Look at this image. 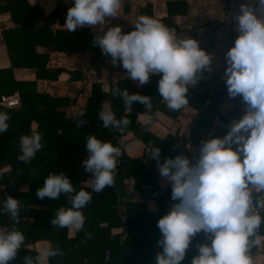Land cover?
Returning a JSON list of instances; mask_svg holds the SVG:
<instances>
[{"label": "clouds", "instance_id": "1", "mask_svg": "<svg viewBox=\"0 0 264 264\" xmlns=\"http://www.w3.org/2000/svg\"><path fill=\"white\" fill-rule=\"evenodd\" d=\"M121 0H74L65 20L67 32L82 27H99L93 43L113 65L126 70L127 77L139 86L158 75L157 91L170 111H179L189 103L188 90L211 70L212 55L190 36L178 38L176 30L162 21L140 16L134 29L127 33L117 26L108 27L106 18L118 16ZM234 44L225 53L223 78L230 98L241 97L245 111L241 118L228 126L225 135L213 136L199 145L193 158L178 153L160 161L161 147L153 145L149 156L157 163L159 174L171 184L169 210L157 221L160 238L154 257L155 264H181L190 243L203 232L205 242L198 243V254L191 264H253L252 250L262 244L264 225V0H242L235 14ZM111 96L122 99L126 108L134 102L153 112L148 95L130 94L127 89L113 86ZM81 110L73 115L76 127L86 120ZM104 128L123 133L131 121L117 118L111 104L97 114ZM10 116L0 112V133L10 127ZM151 117L144 121L150 126ZM42 134L19 137L17 159L30 163L43 148ZM87 156L83 170L93 177L91 188L99 193L114 186L120 149L110 141L89 134L85 143ZM195 152V150H193ZM61 194L68 198V207L61 206L51 221L55 228L80 231L84 227L82 212L92 200L84 189L78 192L69 177L50 172L36 190L39 199L57 200ZM13 221V226L0 231V264L15 261L25 242L24 233L15 225L20 223V201L8 195L0 209ZM90 238L91 233H86ZM63 252L51 244L42 246L35 256L25 255L23 264H46Z\"/></svg>", "mask_w": 264, "mask_h": 264}, {"label": "trees", "instance_id": "2", "mask_svg": "<svg viewBox=\"0 0 264 264\" xmlns=\"http://www.w3.org/2000/svg\"><path fill=\"white\" fill-rule=\"evenodd\" d=\"M1 1L9 13V19L16 26L3 32L10 66L0 69V95L17 92L20 104L15 108L0 105V112L10 116L9 129L0 133V209L8 195L19 199L20 223L15 227L25 235V242L16 260L10 261V264H23L25 255L35 256L37 250L33 244L42 240L63 252L62 256L50 258L46 264H155V253L159 250L157 241L160 238L157 221L169 210L173 201L171 184L157 183L160 174L156 161L149 156L151 147H161V162L180 152L190 158L194 155L178 146L170 135L159 138L139 125L137 114H149L145 112L143 104L134 102L130 108H126L121 98L110 94L113 86H116L121 90L127 89L130 94L150 96L153 112L149 115L153 116L158 111H165L164 102L157 91L159 80L150 77L149 83L137 89L129 80L120 79L115 85L109 86L107 91L102 89L100 82H91L89 95L79 108V112H85V116L79 119H85L86 122L77 128L76 119L73 116L67 117L64 111L69 103L75 102V95L40 92L36 89L35 80H14L12 69L30 68L34 71L35 79H54L63 68H46L47 54L35 52L34 47L40 45L68 54L97 52L98 46L93 43L91 31L87 26L75 32L50 26L49 20L55 17L60 25L70 6L57 5L41 23L36 24L41 14L38 7L30 6L26 0ZM169 14L168 10L167 16L160 18L164 24L170 21ZM72 77L75 79L77 75ZM189 93L197 100L198 111L192 127L208 126L210 118L208 122L204 120L213 115L221 92L202 96ZM205 99L208 100L207 105H204ZM105 101L108 106L111 104L118 119L127 117L131 121L123 133L104 128L99 120L97 114ZM32 130L42 134L41 142L44 146L30 163L25 164L17 159L20 154L19 137L31 134ZM128 131L132 132V138L139 139L147 149L142 159L131 158L123 151L122 136ZM89 134L110 141L120 149L117 171L114 173L115 184L105 187L99 193L92 191L93 177L82 166L87 156L85 143ZM52 171H63L77 192L84 189L92 194L91 202L82 209L84 227L80 231L72 230L70 236L68 228H55L51 223L61 206H70L67 196L61 194L57 200L47 197L41 200L36 195L37 188L43 185L44 179ZM135 194L138 199H135ZM120 197L123 201L119 209ZM148 201L152 204L151 208ZM12 226L10 217L0 211V231ZM261 231L264 233V225ZM86 233H91V237ZM203 242V232L193 237L181 264H191L193 256L198 254L197 244ZM255 251L256 248L252 253ZM262 254L264 257V246Z\"/></svg>", "mask_w": 264, "mask_h": 264}, {"label": "crops", "instance_id": "3", "mask_svg": "<svg viewBox=\"0 0 264 264\" xmlns=\"http://www.w3.org/2000/svg\"><path fill=\"white\" fill-rule=\"evenodd\" d=\"M26 1L30 6H36L40 9L41 14L37 17L36 24L41 23L57 5L69 7L74 3V0ZM241 2L242 0H121L118 16L106 18L108 23L104 25L105 31L108 27L119 25L122 31L127 33L134 29V23L138 17L148 16L160 20V18L167 16L169 10L170 21L166 25L173 29L177 28L176 34L178 38L192 36L200 42V47L212 55L211 70H205L203 77L198 83L194 86H189V103L181 110L170 111L164 103L165 111H158L153 116L142 113L137 114L136 121L148 132L159 138L170 135L175 141L181 139L188 143H195L202 132L209 127L211 117L215 113L220 114L228 122V125L243 116L246 106L242 98L229 97L223 78L226 67L225 53L234 44L238 35L234 16L239 11ZM6 10L4 3L0 0V69L10 66L3 32L16 26L9 19V13ZM65 20L66 18L59 25L58 19L55 17L51 18L49 23L52 28L66 29ZM88 28L93 37L101 30L99 27ZM34 51L47 54L46 68L50 70L63 68V70L58 72L54 79H35L33 69L13 68V79L35 80L36 89L50 95H75V102L69 103L64 108L67 117L79 112V108L89 95L90 84L93 81L100 82L102 89L105 91L108 90L109 86L115 85L117 80L120 79H127L137 89L140 88L138 81H133L130 77H127L126 70L119 64L113 65L111 57L104 55L99 46L97 52L85 51L83 53L68 54L52 51L50 48L40 45H36ZM74 74L77 75L75 79L72 77ZM151 77L160 79L158 75H151ZM216 91L221 92V95H218L220 99L213 115L204 120V122H208L210 118L208 126L192 127L198 111L196 108L197 100L189 92L202 96L204 94L213 95ZM207 103L208 100L205 99L204 105H207ZM102 105V107H108V102L105 101ZM149 117H151L152 123L150 126H145L144 121L149 119ZM223 135L224 133L218 134V136ZM122 139L124 140L122 149L125 154L131 158L142 159L144 151H147L143 143L139 139L132 138L131 131L126 132ZM157 183L164 185L169 182L165 178L158 176ZM134 197L138 199L137 194ZM148 206L152 207L150 201H148ZM68 235H72V230L69 229ZM38 244L44 246L47 245V242L43 240L36 241L33 247L35 248ZM263 246L264 236H262L261 246L252 253L253 264H264ZM35 249L37 250V248Z\"/></svg>", "mask_w": 264, "mask_h": 264}, {"label": "built area", "instance_id": "4", "mask_svg": "<svg viewBox=\"0 0 264 264\" xmlns=\"http://www.w3.org/2000/svg\"><path fill=\"white\" fill-rule=\"evenodd\" d=\"M19 104L20 99L17 93L0 95V105L2 106L15 108L18 107ZM228 126V122L223 119L220 114L215 113L211 117L209 127L202 132L201 136L195 143H188L181 139H177L176 143L178 146L183 147L189 154L198 155L199 145L202 141L212 138L213 136H218L219 133H224L225 135L228 130ZM193 150H195V152ZM262 213H264V210H262Z\"/></svg>", "mask_w": 264, "mask_h": 264}, {"label": "rangeland", "instance_id": "5", "mask_svg": "<svg viewBox=\"0 0 264 264\" xmlns=\"http://www.w3.org/2000/svg\"><path fill=\"white\" fill-rule=\"evenodd\" d=\"M119 200H120V205H119V209H120V206H121V203H122V201H123V198L120 197ZM112 232H115V230H112ZM34 246H35V245H34ZM41 247H42V245L38 244V245H36L35 248H37V250H39Z\"/></svg>", "mask_w": 264, "mask_h": 264}]
</instances>
